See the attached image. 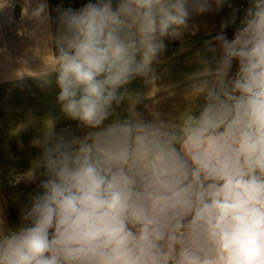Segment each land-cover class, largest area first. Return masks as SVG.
Listing matches in <instances>:
<instances>
[{"label":"clouds","instance_id":"1","mask_svg":"<svg viewBox=\"0 0 264 264\" xmlns=\"http://www.w3.org/2000/svg\"><path fill=\"white\" fill-rule=\"evenodd\" d=\"M226 5L179 93L153 87L166 41ZM14 6L0 0V14ZM54 11L24 0L31 27L18 34L32 43L17 58L0 49V77L54 91L82 134L57 131L51 112L41 123L38 156L10 181L37 189L16 227L0 209V264H264V0L242 16L230 0H87ZM136 80L148 90H132ZM161 91L183 106L159 110Z\"/></svg>","mask_w":264,"mask_h":264},{"label":"rangeland","instance_id":"2","mask_svg":"<svg viewBox=\"0 0 264 264\" xmlns=\"http://www.w3.org/2000/svg\"><path fill=\"white\" fill-rule=\"evenodd\" d=\"M14 9H5L0 14V49H7V55L13 58L24 54L32 41L25 34L21 36L18 32L24 28H30L31 22L21 19V8L24 0H13ZM87 0H48L49 11L53 19L57 13L54 9L57 5L63 7L79 8ZM233 7L240 9L242 16L248 6L249 0H230ZM232 9L227 5L219 11L194 16L190 24L193 30L186 32L182 39L166 41L167 50L163 53L158 71L162 79L153 87H164L175 83L179 87L174 89L179 93L183 87L184 74L193 71L196 67L197 53L204 48L203 42L212 39L221 30V22L229 17ZM11 13L14 22L7 21ZM235 32V25L225 29L226 36L231 39ZM194 33V34H193ZM182 46L186 49L181 52ZM5 54H0V60ZM39 60L32 63L35 68ZM10 68L18 65L12 63ZM235 67V65H234ZM31 87L21 88L12 82L5 81L0 77V209L7 226L16 227L20 223V212L29 202V195L37 189L36 183L21 182L18 185L10 183L12 173L26 171L30 167V161L39 154V149L31 145V140L38 134L41 123L48 118L51 112L58 117L56 123L57 131L70 129L74 134L80 135L82 131L77 128V122L66 119L59 114L58 106L55 105L54 91H41L32 80H27ZM132 90L147 91V86L136 80L131 85ZM161 103L159 110L169 112L175 105L183 106L182 97L178 94L168 98L165 92L157 94ZM142 110V106H140Z\"/></svg>","mask_w":264,"mask_h":264}]
</instances>
